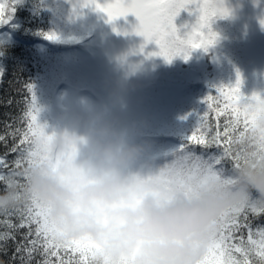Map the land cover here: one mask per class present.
Masks as SVG:
<instances>
[{"label": "clouds", "instance_id": "obj_1", "mask_svg": "<svg viewBox=\"0 0 264 264\" xmlns=\"http://www.w3.org/2000/svg\"><path fill=\"white\" fill-rule=\"evenodd\" d=\"M48 155L65 152L9 177L0 192V214L36 202L65 239L87 238L99 245L93 264H199L217 221L255 195L264 206V115L234 142L238 167L230 181L209 175L190 189L166 197L143 183L159 168L134 166L145 152L101 116L45 128Z\"/></svg>", "mask_w": 264, "mask_h": 264}, {"label": "trees", "instance_id": "obj_2", "mask_svg": "<svg viewBox=\"0 0 264 264\" xmlns=\"http://www.w3.org/2000/svg\"><path fill=\"white\" fill-rule=\"evenodd\" d=\"M72 1L18 0L13 4V0H0L5 17L11 14V20L0 25V30L15 21L17 31L23 37L21 42L0 43V134L25 127L24 114L32 107L33 94L39 123L46 128L59 126L60 110L57 109L56 99L60 82L67 78L69 85H77H73L75 88L94 90L88 88L85 81L79 83L80 78L69 79L71 73L67 69L72 70L74 67L71 65L74 64L78 70H88V67L95 66L96 60L101 64L103 61L100 58L107 55L115 58L121 50L118 43L115 44L118 40H113L111 36L114 24L104 19L103 13L93 11L77 15L69 8ZM13 7L15 11L11 13ZM194 22L195 16H190L188 11H182L175 20L182 30L184 25ZM97 23H104L105 26L107 23L109 33L106 38L101 36ZM211 31L215 34L213 45L207 51H192L187 60L177 56L169 62L155 56L151 68L158 76L141 90L142 102L131 115L121 116L119 123L112 124L118 131L128 134L133 142L145 145L144 155L135 168H160L170 163L172 154L186 143V137L195 127L197 114L207 110L208 105L213 109L216 103L224 106L225 100L215 92L216 88L232 86L239 78L242 95L249 98L254 93L264 96V65L255 78L245 73L249 61L247 32L230 14L215 18ZM47 34H55L57 39H47ZM60 38L64 42L57 41ZM66 53L71 54L73 62L61 61V55ZM101 73L106 74L104 70ZM86 77L84 73L83 79ZM27 85L32 86L31 93ZM96 94L99 96L101 93L96 91ZM209 95L212 99L205 105L203 100ZM65 113L73 119V114L69 111ZM223 120L224 117H221V122ZM13 143L11 136L7 137L6 143L0 142V156L8 153L9 168L16 156L9 152ZM195 152L208 158L216 154V149L197 148ZM3 190L4 186L0 185V192ZM2 219L5 218L0 217ZM12 222L16 223L15 217H12ZM250 222L255 232L257 228L264 227V215L250 217ZM3 231L9 229L0 226V232ZM24 231H15V239L0 241V264H21L15 249L22 241ZM244 237L247 239V231ZM41 259V255H34L32 264H38Z\"/></svg>", "mask_w": 264, "mask_h": 264}, {"label": "snow or ice", "instance_id": "obj_3", "mask_svg": "<svg viewBox=\"0 0 264 264\" xmlns=\"http://www.w3.org/2000/svg\"><path fill=\"white\" fill-rule=\"evenodd\" d=\"M17 2L13 0V4ZM82 6L103 13L109 23L133 15L138 23L133 26L132 34L143 38L139 52L144 53L146 45L154 44L156 50L147 55L160 56L169 62L177 56L187 60L196 49L207 51L215 41L211 31L213 20L229 15L224 0H82ZM14 11L13 7L11 13ZM182 11L195 16V22L184 25L183 30L175 23ZM10 20L11 14L5 17L4 5L0 3V25ZM46 38L57 39L55 34H47ZM240 85L238 78L232 86L215 89L224 98V106L216 103L213 109L208 105L207 110L197 114V123L186 137V143L172 154L170 163L143 183L145 190L166 197L173 190H187L203 183L209 175L221 176L225 181L234 178L238 167V153L232 147L235 139L248 130L257 115H264V96L254 93L246 97ZM27 88L31 93L32 86L27 85ZM31 99L32 107L24 114L25 127L0 134V142L6 143L7 137H12L14 143L9 152L16 154L10 168L8 153L0 156V185L4 189L8 187L9 177L22 179L20 172L26 166L43 161L55 166L63 156L70 154L48 155L51 136L38 121L34 94ZM210 99L211 95L204 98L203 103L207 105ZM221 117H224L223 122ZM197 148H215L216 154L204 158L196 154ZM6 168H9L7 172ZM261 215H264V206L256 202L255 195L247 203L227 210L218 219L207 254L199 264H264V227L253 232L250 222V217ZM0 217L5 218L0 220V226L9 229L0 232V241L15 239V231L25 230L15 249L21 264H32L36 254L42 256L38 264H93L96 258L99 245L87 238H63V233L49 219L47 209L36 202L2 213ZM12 217L16 223L12 222Z\"/></svg>", "mask_w": 264, "mask_h": 264}, {"label": "rangeland", "instance_id": "obj_4", "mask_svg": "<svg viewBox=\"0 0 264 264\" xmlns=\"http://www.w3.org/2000/svg\"><path fill=\"white\" fill-rule=\"evenodd\" d=\"M224 3L229 14L239 23L240 28L247 32L246 53L249 61L245 73L255 78L260 67L264 65V24H262L264 0H224ZM70 7L77 15L96 11L92 7H83L82 0H74ZM104 19H107L105 15ZM111 23L117 29L111 31V36L113 40H118L115 44L118 43L121 50L115 58H109L108 55V57L100 58L103 61L101 64H98L96 60L95 66L88 67V70H78L74 64L71 65L74 67L72 70L67 69L71 73L69 79L80 78L79 83L85 81L87 87L94 90L93 94L78 92L80 89L75 88L73 86L75 84L69 85L67 78L63 79L69 86H59L57 91L56 105L60 110L58 119L61 120L57 127L91 116H101L116 125L121 116L131 115L133 109L142 102L141 90L145 84L158 76V73L151 68V62L155 56L147 55L148 52L155 51L154 44L146 45L145 52L140 53L139 47L143 43V38L132 34L133 26L138 23L136 18L129 15ZM96 26L101 36L106 38L109 33L107 23L106 26L104 23H97ZM124 32L129 34L124 35ZM22 38L17 31L16 22L0 31V43L21 41ZM57 41L64 42V39L60 38ZM61 61L71 63L74 58L70 53H66L64 56L61 55ZM103 70L106 74L101 73ZM84 73L88 76L86 79H83ZM96 91L102 95L97 96ZM68 111L73 114V119H69Z\"/></svg>", "mask_w": 264, "mask_h": 264}]
</instances>
